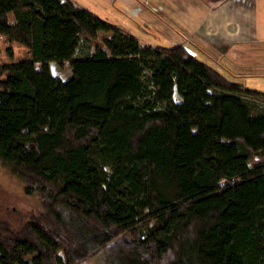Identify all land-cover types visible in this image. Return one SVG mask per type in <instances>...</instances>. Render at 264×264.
Returning a JSON list of instances; mask_svg holds the SVG:
<instances>
[{
  "label": "trees",
  "instance_id": "16d2710c",
  "mask_svg": "<svg viewBox=\"0 0 264 264\" xmlns=\"http://www.w3.org/2000/svg\"><path fill=\"white\" fill-rule=\"evenodd\" d=\"M0 34L29 54L0 64V164L40 208L0 219V264H264V92L69 0H0Z\"/></svg>",
  "mask_w": 264,
  "mask_h": 264
},
{
  "label": "crops",
  "instance_id": "0c3cea01",
  "mask_svg": "<svg viewBox=\"0 0 264 264\" xmlns=\"http://www.w3.org/2000/svg\"><path fill=\"white\" fill-rule=\"evenodd\" d=\"M114 1L107 0L109 3ZM118 1L125 11H132L141 19L142 28L168 30L173 37L166 38L175 44L172 46L190 44V48L199 51L207 63L226 68L231 76H241L248 71L252 75H264V0ZM148 3L155 8L154 12L148 8ZM111 26L134 37L140 46L160 47L143 45L146 43L132 35L137 32V25L123 20V25ZM187 50L193 54L192 50ZM245 57L250 59V66L242 62Z\"/></svg>",
  "mask_w": 264,
  "mask_h": 264
},
{
  "label": "rangeland",
  "instance_id": "374dc122",
  "mask_svg": "<svg viewBox=\"0 0 264 264\" xmlns=\"http://www.w3.org/2000/svg\"><path fill=\"white\" fill-rule=\"evenodd\" d=\"M72 3L78 4L80 7L83 6L84 10L93 13L95 16L110 25H123V20H125V22H129L133 26L137 25L138 30L137 32H132V35H135L141 41V43H146L143 45H155L160 47H170L175 45L166 38H170L171 36L173 37V35L170 34L168 30H165L164 28L155 29L151 28L150 26H148L147 30L142 28V25L139 24L141 19L136 16L134 12L127 10L125 11L118 0H115L113 3H109L107 0H72ZM148 8L152 12L155 10V8L150 3H148ZM8 17L9 22L11 23L12 18L10 15ZM100 36L105 35L100 33ZM189 45L190 44H185L184 47L192 50ZM8 47L12 51V60H29V54L26 48L17 43H7L5 37L0 34V64L8 61L5 53V50ZM85 49L86 48L83 44H79L75 52V56H82ZM192 53L198 60L210 65L220 72L228 81L241 84L247 89L264 92V75H252L251 72L248 71L241 76L234 77L229 74L230 72L228 73L226 71V68L225 70L223 67L221 68L216 64H212L211 62L207 63L204 57L199 54V51L192 50ZM209 53L211 52L209 51ZM242 62L245 64V66H250L249 58H243ZM35 66L38 67L39 64H36ZM48 67L51 75L58 78L59 80H65L69 76L70 71L67 62L62 63L61 65H58L55 62H50L48 63ZM172 98L174 101L179 100L175 92H173ZM219 183L223 184L224 181L222 180ZM22 186V181L9 173L8 170L0 164V219L11 221L18 216H25L30 212L38 211L40 209L37 198L35 196L25 195L22 191ZM81 264H100V262L98 257L93 256L84 260Z\"/></svg>",
  "mask_w": 264,
  "mask_h": 264
}]
</instances>
